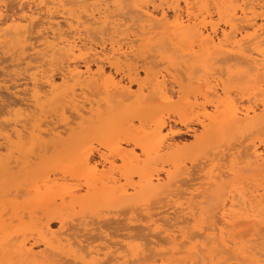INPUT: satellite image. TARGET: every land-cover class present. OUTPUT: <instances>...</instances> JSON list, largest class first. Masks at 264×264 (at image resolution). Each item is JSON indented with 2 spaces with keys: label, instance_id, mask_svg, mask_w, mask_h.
<instances>
[{
  "label": "bare ground",
  "instance_id": "1",
  "mask_svg": "<svg viewBox=\"0 0 264 264\" xmlns=\"http://www.w3.org/2000/svg\"><path fill=\"white\" fill-rule=\"evenodd\" d=\"M107 1L0 0V52L3 55L5 49L14 51L16 59L12 57V60L16 61L11 65L17 69L16 76L20 78L17 81H21L18 85L11 82V86L0 85V90L14 95L19 100V106L23 105L24 109L30 107L41 111L46 107H54L61 100L63 104L68 100L73 113V122H65V118L63 127L61 126L63 130H59V126L54 127L55 125L50 127V124L45 129L43 124H48L49 121L43 123L40 120L39 125L33 127L32 124L29 129L25 124L21 125L19 120L13 121L7 117L1 119L0 180L20 172L22 175L25 172L34 174L39 169L44 171L50 167L57 168L58 164L63 168L59 167L62 171L69 167L70 172L75 173L83 182V189L55 190L56 180H51L49 176L42 178L41 175L33 180L42 178L39 185L34 186L33 182L32 185H21L16 190V196L18 193L30 196V199L27 197L26 208L32 210L36 207L46 215L41 229L44 234L57 239L59 243L66 237H73L74 244L79 248L78 252L88 251L98 258L101 250L96 249V245L92 247V241H89L97 237L106 240L108 237V243L105 244L112 247L98 246L99 249L105 247L107 250V253L101 254L103 260L116 250L125 248L131 256L140 257V264H184L187 259H194V264H199L197 261L200 257L203 261L207 260L208 264L211 257L221 264H264V253L259 251L255 245L257 243L252 245L256 239L247 242L248 240H240L238 237V233L246 236L245 229L244 232H235L236 235L233 236V232L242 225L248 226L251 231L256 226L258 229L262 226V230L264 225V0ZM8 2H14L15 7L17 5L19 14L15 15L14 12V15L5 16ZM127 6L129 9L125 12ZM213 14L218 17V22L214 20ZM186 42L187 48L179 52V56L176 53L180 61L176 62L174 75L154 73L147 67V70L142 71L144 78L141 79L137 71L139 67L136 69L132 66L142 48H150L153 52L154 47L169 45L174 48ZM170 47L167 51L171 50ZM8 58L5 59L11 60ZM142 58L141 63L145 65ZM229 61L243 64V69L231 72L224 79L223 71L215 66ZM34 63L39 64L33 65ZM30 70L34 72L29 73ZM55 71L59 74L58 82ZM168 77L173 81L168 82ZM134 86L137 87L135 90ZM243 101L247 104L244 105ZM8 107L6 105L0 109V118L10 114L7 112ZM120 108L122 110L119 117V113L113 112ZM58 110L62 111L57 108L56 111ZM70 123L73 124L72 127H69ZM40 125L44 126V130ZM27 131L31 134L27 137L30 139L28 144L37 147L42 156L50 153L49 157L55 160L53 164L56 166L50 164L51 160L50 165L47 161L43 162L47 164V168L40 167L43 165H39L40 160L35 165L24 160L31 154L25 152V158V154H20L29 146L24 145V140H27L24 134L27 135ZM181 134H190L193 137L192 143L176 142L174 138ZM243 134L246 140L240 142ZM95 135L103 138L98 142V147L90 143ZM233 139L238 144L230 143ZM220 148L223 150L217 153ZM204 160L209 162L210 170L203 175L201 172H204ZM186 161L191 163L185 169L189 180L191 177L187 181L193 185H188L183 181L185 178H180V172L178 174L173 170L180 165L181 172L184 171L181 166ZM195 162L196 165H193ZM214 163H217L216 166ZM157 164H161V169H154ZM164 166L170 168L165 170ZM26 169L28 170L25 171ZM190 169L193 171L190 172ZM195 169L201 173L197 178H193L195 174L198 176ZM69 170L64 171L70 173L67 172ZM39 172L41 170L36 174ZM55 175L52 177L57 178ZM134 176L138 180L132 184ZM121 179L125 181L123 186H119ZM197 180L201 181L197 183ZM194 182L197 184L194 185ZM182 184H186L184 187L188 189L189 186L192 188L191 191L187 190L189 194L186 193L190 198L185 199L187 209H191V213H187L192 218L189 223L192 221L195 225L200 224L194 227L198 229L197 233L191 232L189 223L186 226V215L184 221L180 218V224L185 223V229L179 228L180 224L175 222L179 219L178 209L180 212L185 209L181 208L182 203L179 202L186 195V188L182 190ZM79 191H83V195ZM52 195L58 197L62 205L68 198L71 208L76 205L83 216L90 207L106 204L111 207L109 210L106 208V213L115 209L110 211L111 215L123 212L121 215L124 218L118 220L115 215H110V218H116H112L113 222L110 223L111 219L106 216L107 219H103V222L100 221L102 218L97 219L98 223L97 220L93 221L95 211L91 208L90 213L94 212L91 220L92 223L95 222L92 225L97 227L88 228L87 223H91V220H82V223L76 213L80 224L76 222L75 228L78 230H75L86 233L82 235L74 230L76 234L73 231V236L69 234L72 237L67 234L63 236L71 225L67 222L69 214L58 209L48 212L46 201ZM53 200L49 203L53 204ZM150 201L159 204L158 209L164 204L161 211L165 210L151 215V209L145 204ZM185 203L183 202L184 205ZM138 205L144 206L141 211L149 224L143 228L144 231L149 230L154 234L149 235H152L151 241L148 239L150 242L144 243V246L139 241L142 244L140 247L128 242L129 239H134V230L139 229L134 226L136 223L139 225L141 219L133 218V213L136 212L133 207ZM118 206L127 210L123 211L121 207L122 211L118 209L117 212ZM127 211L130 212L126 213ZM117 221L119 223H114ZM55 222L59 223L57 233L50 231V225ZM105 227L113 231L110 235L115 237V234L122 233L118 237L122 236L127 241L112 242L110 235L101 231ZM186 227L190 230L189 234L186 233ZM175 228L176 231H173ZM256 234L261 235L260 232ZM261 236L260 239H264ZM40 243L46 245L48 242L43 238L34 242L33 246ZM162 243L169 244L168 251L160 249ZM117 247L114 253L109 250ZM18 248L12 250L11 254L20 262L35 256L32 248ZM53 250L56 248L45 247L40 255ZM5 251L0 247V256ZM206 254L210 255L209 260L206 259L207 256L204 259ZM168 255L171 256L170 260ZM131 262L128 261L127 264Z\"/></svg>",
  "mask_w": 264,
  "mask_h": 264
},
{
  "label": "rangeland",
  "instance_id": "2",
  "mask_svg": "<svg viewBox=\"0 0 264 264\" xmlns=\"http://www.w3.org/2000/svg\"><path fill=\"white\" fill-rule=\"evenodd\" d=\"M107 2H110L109 0L107 1ZM182 3V2H181ZM182 5V4H181ZM13 7V8H12ZM15 7V3L13 2H8V5H7V7L5 8V16L7 17V15L8 16H10V15H14V12H15V15H17V14H19V8L17 7V5H16V7ZM112 7V6H111ZM18 8V9H17ZM127 9V10H126ZM126 9H125V12H127L128 11V9H129V7L127 6L126 7ZM17 11V12H16ZM131 11V10H130ZM132 12V11H131ZM128 13H130V12H128ZM213 17H214V20H217L216 22H218V17L217 16H215L214 14H213ZM220 24V27H222V22H220L219 23ZM34 37L35 35H31V37ZM104 38V37H103ZM119 39V38H118ZM186 44H187V42L185 43V44H179L178 46H176V47H170L169 45H164V46H162V48L161 47H154V49L155 50H153V52L150 50V48L149 49H146V50H144L143 48H142V50L140 49V47H138L137 48V50H139L140 49V51H141V53L139 54V53H137V54H139V55H137V56H139V57H135V61H136V63H132L133 65V68L135 67L136 69H138V67H139V70H137L138 72H139V76H140V78L141 79H143L144 78V72H142V71H144V69L145 70H147V67L149 68V70H151L152 72H154V73H161V74H169L170 76L171 75H174L175 74V71H174V68H176V62H179L180 60L177 58L179 55H180V53L179 52H181V51H184L185 50V48H187L186 47ZM167 46V47H166ZM185 46V47H184ZM168 47H170L171 48V50H168L167 51V49H169ZM153 48V47H152ZM151 48V49H152ZM183 48V49H182ZM9 50L10 49H5V51H4V53L6 54H3L2 55V53H1V55L2 56H0V63H2L3 62V64H0V68L2 69H0V85H1V87L2 86H11L12 84L14 85H18V84H20L21 83V81H17V80H20V78L19 77H17L16 76V74H17V69L15 70V67H14V65L12 66L11 64H14L15 63V61H13L12 60V57H14L13 59H16V56L14 55V51L13 50H11V52H9ZM144 50V51H143ZM176 50V51H175ZM142 51H143V53H142ZM151 51V52H150ZM156 51V52H155ZM175 51V52H174ZM178 51V52H177ZM146 52V53H145ZM11 53H12V55H11ZM153 53V54H152ZM174 53V54H173ZM176 53H178V56H177V54ZM147 54H149V55H147ZM9 55V56H8ZM170 55H171V57H170ZM7 56V57H6ZM11 56V57H10ZM149 56V57H148ZM151 56H153V57H151ZM175 56V57H174ZM9 57V58H8ZM143 57V58H142ZM5 58H8V59H11V60H9V61H7ZM141 58L143 59V61L145 62L144 64L145 65H143L141 62H142V60H141ZM171 58V59H170ZM176 58V59H175ZM7 61V62H5V60ZM138 59V60H137ZM176 61H175V60ZM3 60V61H2ZM141 60V61H140ZM11 61V62H10ZM135 61H133V62H135ZM140 61V63H138V62ZM175 61V62H174ZM5 62V63H4ZM10 62V63H9ZM13 62V63H12ZM7 63V64H6ZM17 63V62H16ZM147 63V64H146ZM149 63V64H148ZM175 63V64H174ZM220 63H222V62H220ZM220 63H218L217 64V66H215L216 67V69H218V70H221V72L223 71V78L225 79L226 77H227V75H229L231 72H235L236 70H241V69H243V64H238V63H236V62H234V61H229V63H225L224 64V62L222 63V67H221V64ZM35 64H39V63H34L33 65H35ZM151 64H153V65H151ZM224 64V65H223ZM232 64V66H230ZM10 66H12V67H10ZM5 67H10V68H5ZM231 67H233V69L231 68ZM143 68V69H142ZM9 71L10 69V72H7V70ZM125 69H127V68H125ZM153 69V70H152ZM177 69V68H176ZM5 70H6V72H5ZM170 70H171V72H170ZM172 70H173V72H172ZM16 71V72H15ZM201 71V70H200ZM31 72H34V70H30V72L29 73H31ZM140 72H141V74H140ZM6 73H8V74H6ZM5 74V75H4ZM13 74H15V75H13ZM21 74V73H20ZM55 78H56V81L58 82V80H59V74H58V72L57 71H55ZM2 75V76H1ZM8 75V76H7ZM9 75H11V76H9ZM226 75V76H225ZM16 76V77H15ZM58 76V77H57ZM8 78V79H7ZM11 78H12V80H11ZM1 79H3V80H1ZM167 79H169L168 80V82L169 81H173L172 80V78H170V77H168ZM12 84H11V83ZM135 87L136 86H134L133 87V89L135 90ZM20 89H22V87H19ZM137 88V87H136ZM77 89V88H76ZM78 90V89H77ZM14 92V91H13ZM78 93H80L79 92V90H78ZM78 93H75V95H78ZM2 94V95H1ZM5 97H4V96ZM8 96V97H7ZM14 95H12V94H10V93H7L6 91H4V90H0V109L2 108H4V106H6V105H9V107H8V109H7V112L9 111V113L10 114H8V115H4V116H2L1 118H0V120L1 119H3L4 117H7V119H12L13 121H15V120H19V123L22 125H24L25 124V126L27 127L28 126V128L30 129L31 127H32V124H33V127H34V125L35 126H37V125H39L40 123H39V121L41 120L43 123L44 122H47V121H49L48 122V124H46V123H44L43 125L45 126V129H47V127L46 126H49V124L51 125L50 127H52V125L54 126V127H58L59 126V130H63V122L65 121V118L67 119L65 122H73V113L71 112L72 110H71V107L70 106H72V105H68L70 102H68V100H67V102L65 103V101H64V104H63V102H62V100L60 101V102H58V104H56L54 107L52 106V107H50V108H48V107H46V108H43L41 111H40V109L38 110H36V108L34 109V108H28V109H24V107H23V105H21L20 104V106H19V100L16 98V97H14ZM97 98V97H96ZM99 98V99H98ZM97 99L98 100H100L101 98L100 97H98ZM89 99H91V98H89ZM93 99V98H92ZM97 99H95V100H97ZM15 100V101H14ZM17 100H18V102H17ZM78 100H79V98H78ZM80 101V100H79ZM9 102V103H8ZM245 101H243V104L244 105H246L247 103L245 102ZM11 103V104H10ZM63 104V105H62ZM66 104H67V106H66ZM100 104H101V102H100ZM13 105V106H12ZM65 105V106H64ZM15 106V107H14ZM22 107V108H21ZM65 107V108H64ZM67 107H70V109L69 108H67ZM13 108V109H12ZM51 108H53V109H51ZM57 108H59V109H62V111L61 110H58V112L56 111V109ZM35 112H34V111ZM45 110V111H44ZM65 110V111H64ZM68 112H67V111ZM120 110H122L121 108L120 109H117L116 111H114L113 113H119V117H120V114H121V111ZM33 113H32V112ZM38 111V112H37ZM51 111V112H50ZM60 111V112H59ZM70 111V112H69ZM119 111V112H118ZM27 112V113H26ZM64 112H65V115H64ZM46 113V114H45ZM71 113V114H70ZM39 114H40V116H39ZM52 114V115H51ZM71 115V117H70V115ZM29 116V117H28ZM25 117L26 118H28V119H25ZM43 117V118H42ZM18 118V119H17ZM55 120H54V119ZM24 119V120H23ZM30 119V120H29ZM32 119H34V121L32 120ZM39 119V120H38ZM71 119V120H70ZM35 120H37V121H35ZM44 120V121H43ZM57 120V121H56ZM21 121V122H20ZM25 121V122H24ZM52 121V122H51ZM26 122H28V123H26ZM65 124V123H64ZM70 126L69 127H72V125L73 124H69ZM44 126L42 127V125H40V127H41V129L42 130H44ZM62 126V127H61ZM31 131V130H30ZM30 131L28 132H26L27 133V135L26 134H24L25 135V138L27 139V140H24V145H27L28 143H29V141H30V139L29 138H27L28 136H30L31 134H29L30 133ZM114 135V134H113ZM98 136H100V135H98ZM97 135H95V136H93L94 138H91L90 139V143H92L93 144V146H95V147H98L97 146V144H98V142L100 141H102V137H98ZM245 137H246V135H245ZM29 139V140H28ZM244 139V134L242 135V138L241 139H239V141L240 142H242V140ZM94 140V141H93ZM174 140L176 141V142H178V143H185V144H190V143H192V141H193V137L192 136H190V134H181V135H179L178 137H175L174 138ZM244 140H246V139H244ZM244 140H243V142H244ZM27 141V142H26ZM185 141V142H184ZM233 141H235V142H233ZM238 141V142H239ZM26 142V143H25ZM187 142V143H186ZM237 143L236 142V139H233V140H231L230 141V143ZM238 144V143H237ZM29 145V146H28ZM26 147V149H25V151L24 150H22L23 152H21L20 154H22L21 156H23L24 154V158L27 156V154L26 153H28V155H29V158L28 157H26L24 160H29V161H31V162H29V161H27V162H29L31 165H35L37 162H40L39 163V165L40 164H42L43 162H46L47 161V163H48V165H50V164H53L54 163V161L53 160H51L52 159V157L50 158L49 156L51 155L50 153L49 154H47L46 156H42L41 154H39V152H40V150H38V149H36L37 147H33V146H31V144H28ZM234 145H236V144H234ZM244 145H246V142H245V144ZM32 147H33V149H32ZM24 148H25V146H24ZM30 150V151H29ZM219 150V151H218ZM217 150V153L218 152H220V150H223V148H220V149H218ZM260 150H263V149H260ZM26 152V153H25ZM137 153H139V151L137 150L136 151ZM5 154V152L3 151L2 152V154ZM36 153V154H35ZM214 153H216V151L214 152ZM224 153H225V151H224ZM3 154V155H4ZM32 157H33V159H32ZM37 157V158H36ZM39 157H40V159H39ZM22 158V157H21ZM50 158V159H49ZM36 159V160H35ZM42 159V160H41ZM49 159V160H48ZM40 160V161H39ZM50 160L52 161L51 163H50ZM19 161H21V160H19ZM200 161H202V160H200ZM200 161H198V162H200ZM188 162V163H187ZM203 162V161H202ZM204 162H206V160H204ZM50 163V164H49ZM186 163V164H185ZM184 164H183V166H181V168L183 167V169H184V171H182L181 172V170L182 169H180L179 167H180V165L178 166L177 165V168L176 169H174L173 168V170H174V172H177L178 174H179V172H180V178L183 180L184 178L186 179H184L183 181H186L187 183H188V181L187 180H189L188 179V177H187V175L185 174V172H186V170L188 169L187 167H190V165H191V163L189 162V161H186ZM196 163L197 162H195L193 165H196ZM207 164V165H206ZM209 162L207 161L206 163H205V165H204V172H201V173H203V175H204V173L206 172H209V170H210V167H209ZM217 164V163H216ZM216 164L214 163L213 165L214 166H216ZM184 165H186V166H184ZM53 166H56V164H53ZM58 166L60 167L61 165L60 164H58ZM206 166V167H205ZM209 168H208V167ZM41 168H43V167H46L47 168V164L45 165V163H43V165H41L40 166ZM39 167V168H40ZM50 167V166H49ZM59 167H53L52 169H51V167L50 168H47V170H45L44 169V171H42V169H39V170H41V172H39L38 174H36L39 170H37L36 171V173H34V174H32V173H23V175H22V173L20 172V173H18V174H15V175H10V176H8V177H6V178H4V179H2V180H0V247H2L4 250H6L5 252H4V254L3 255H1L0 256V262L2 263V264H103L104 262L105 263H107V261H109L108 259L110 258V261L108 262L109 264H127V262L128 261H132L130 264H137L138 262V264H140V262H141V259H140V257H134V256H131V254L130 253H128V252H126L124 249V251L122 250V248H120V249H118V247L117 248H113V249H109L110 251H112L111 253H114V250L115 249H118V250H116V252L114 253V254H109V255H107V256H109V257H107V258H105L104 260H103V257H102V253H107V250L105 249V247H104V249H101V247H103L104 245L105 246H109V247H112V245H106L105 243H108V242H106V240L108 241V237H107V239L106 240H104V238H98L97 236H95V237H97V239L95 238V239H93V240H96L95 242L93 241V240H90L89 242H91L90 244H91V246L92 247H95V245L97 246L96 247V249H98V250H101V254H100V256L102 257H96L95 255H94V253H89L88 251H80V252H78L79 251V248H78V246L76 245V244H74V240H73V232H74V230L76 229V230H78L77 228H75L76 227V224L78 223V225L80 224V221L82 222V220H84V221H88V222H90V220H91V217L93 216L92 214H94V212L93 213H90V211H91V208H93L94 209V211H95V214H94V219H93V217H92V219H93V221H96L97 219H101L100 221H104V220H106L108 217L110 218L111 216H116V218L118 219V220H120V219H122V218H124V215H121L122 213H120L119 211H118V209L119 210H121V207H122V210H123V206H118L117 208H116V211L117 212H119V213H113L114 215H111L112 213H110V211L112 212V211H115V209H113V208H115V207H112V209L113 210H110V211H108V213H110L109 214V216H108V213H106V211H107V209L106 208H108V210H109V208L111 209V207H108L106 204H101L102 206H105V207H101V205H95V206H93V207H90L89 208V210H87V211H85L86 213H83L85 216H83V215H81L80 214V212H82V211H79V210H81L80 208H78L76 205L74 206V208H71V206H72V204L71 203H69L70 202V200L67 198L63 203V205H62V201L58 198V197H54L53 195L49 198V200L51 199V200H53V204H51V203H49L50 201L49 200H47L46 202L48 203V204H46L47 205V210H48V212H50V211H55V210H59V211H64L65 213L67 212L68 214H69V217L67 218V222H68V224H71V225H69V227L70 228H72L73 226V229L72 230H70V228L67 230L66 228H65V230H67V231H65V235H63V236H66V234H67V236H71L72 238H70V237H66V241L68 240L69 242H67L66 243V241L65 240H63V241H61L60 243L57 241V239H52L51 237H50V235H47V234H44V232L41 230L42 229V226H43V224L45 223V217H46V215H44V214H42L41 213V211L39 210V209H36V207H33L32 208V210L31 209H29L28 207L26 208V206H27V202H26V200H28L27 199V197H29V199H30V196H25L24 195V193L22 194V195H18L17 194V196H16V190L17 189H19L20 187L19 186H23V185H25V186H27V185H29V183H30V185H32L31 183L33 182V180H34V178L35 177H41V175H42V178H45L46 176H49V178L51 179V178H53L54 180H56L58 183H56V181L54 182V184L56 185V187H55V190H57V188H58V190H62L61 188H63V190H79L80 188H82L83 189V182H81V179L79 180V178H78V176L75 174V173H73V172H70V168L69 167H67V169L66 168H64V170L66 171V170H69V171H67V172H70V173H65V171L63 170H60V168ZM167 167V168H166ZM186 167V168H185ZM35 167H33V169H34ZM170 167H168V166H164V169L166 170V169H169ZM191 168H192V166H191ZM202 168V167H201ZM61 169H63V168H61ZM154 169H161V164H159V166H158V164L157 165H155V167H154ZM186 169V170H185ZM194 169V168H193ZM197 169V168H196ZM196 169H195V171H196ZM28 169H26L25 171H27ZM49 170V171H48ZM172 170V168L170 169V171L172 172L173 171ZM72 171V170H71ZM191 171H193V170H191L190 169V172ZM63 172L65 173V174H63ZM176 173V174H177ZM193 173V172H192ZM192 173H190V174H192ZM195 173V172H194ZM193 173V174H194ZM196 173L198 174V176L195 174V175H193V176H195V177H193V178H197V177H199L200 176V172L198 173V171H196ZM28 174H30V175H28ZM37 175V176H34V175ZM40 174V175H39ZM56 174V175H55ZM25 175V176H24ZM31 175H32V177H31ZM57 176V178L56 177H52V176ZM63 175V176H62ZM74 175V176H73ZM162 177H163V174H160ZM202 175V176H203ZM28 176H29V178H28ZM39 177V178H40ZM62 177H63V179H65V180H63L62 179ZM246 177V176H245ZM41 178V179H42ZM179 178V179H180ZM201 178H203V177H201ZM32 179V180H31ZM41 179H39V180H41ZM36 180V179H35ZM39 180L37 179V181H34L33 182V185L35 186V184L36 185H39L38 183H39ZM52 180V179H51ZM59 180H61L60 182H59ZM63 180V181H62ZM137 180H138V178L137 177H133V179H132V181H131V183L133 184L134 182L136 183L137 182ZM190 180H191V177H190ZM189 180V181H190ZM79 181V182H78ZM201 180H199V182H200ZM75 182V183H74ZM77 182V183H76ZM197 183H199L198 182V180L196 181ZM196 182H194L195 184L194 185H196L197 183ZM80 183V184H79ZM249 184H252V182H248ZM247 182H246V184H248ZM256 183V182H255ZM41 184V183H40ZM74 184H77L78 186H75ZM125 184V181L123 180V179H121L120 180V183H119V186L120 185H124ZM190 184H192L193 185V183L191 182V183H188V185H190ZM249 184H248V186H249ZM258 184H260V183H258ZM70 185H71V187H70ZM183 185V184H182ZM184 185H186V184H184ZM184 185H183V189L182 190H184L185 188H186V186L184 187ZM187 185V186H188ZM21 186V187H22ZM54 186V185H53ZM181 190V192H183L184 193V191H182ZM187 190H189V191H191L192 190V188L190 189V186H189V189H188V187L185 189V194L187 193V194H189V191H187ZM56 192V191H55ZM81 192V194L83 195V191H79V193ZM183 195V197L180 199V203H182V206H181V208H185L184 209V211L183 212H180V209H178V212H179V214H178V216L177 217H179V219L180 218H182L183 219V221L186 219V217H185V215L187 216V213L189 212V214L191 213V209H187V206H188V203H187V199H189L190 198V196H188V195ZM24 195V196H23ZM16 196V197H15ZM56 196V195H55ZM3 197V198H2ZM53 198V199H52ZM185 198H187V199H185ZM185 199V200H184ZM183 202L185 203V205L183 204ZM50 204V207L48 208V205ZM55 204V205H54ZM69 204H71V206L69 205ZM151 210L149 211V213L151 214V213H153L154 215L155 214H159V213H161L162 211H164L165 209H163L162 211H161V207L164 205V204H161V207H159V209H158V206H160L159 204H157V203H155L154 201L153 202H151L150 201V203L149 202H146L145 203ZM23 205H25L24 207H23ZM36 205V203L34 204V206ZM158 205V206H157ZM101 207V208H100ZM144 206H141V207H139V205H138V207H133V209H134V211H136L135 212V214L133 213V218H138L139 220H140V222H138V224L140 225H137V223L135 224V228H136V226L139 228V229H141L142 231H144V229L147 227L146 226V224L147 225H149L148 224V222H147V219H146V217L144 216V214H143V208ZM60 208H62V209H60ZM95 208H98V209H95ZM88 209V208H87ZM136 209H138V210H136ZM141 209H142V211H141ZM96 210H97V212H96ZM99 210H100V212H99ZM121 210V211H122ZM127 210V209H126ZM126 210H123V211H126ZM102 211V212H101ZM142 214V215H140V213ZM35 212V213H34ZM38 212V213H37ZM63 212V213H64ZM87 212H88V215H90L89 217L90 218H88V215H87ZM92 212V211H91ZM99 212V213H98ZM130 212V211H129ZM128 211L126 212V213H129ZM155 212V213H154ZM158 212V213H157ZM64 213V214H65ZM76 213H78L79 214V217H77V215H76ZM103 213V214H102ZM137 213V214H136ZM183 215H182V214ZM67 214V215H68ZM71 214H72V216H71ZM98 214H99V216H98ZM100 214H102V215H100ZM117 214V215H116ZM118 214H120L119 216H118ZM153 214H151V215H153ZM73 215H75L74 217H73ZM87 215V216H86ZM97 215V216H96ZM111 215V216H110ZM139 215V216H138ZM180 215H182V217L180 216ZM83 216V217H82ZM101 216H103V217H101ZM106 216H107V218H106ZM121 216V217H120ZM123 216V217H122ZM173 216V214L171 215V218H173L172 217ZM80 220H78L77 218ZM84 217H86V218H84ZM96 217V218H95ZM99 217V218H98ZM105 217V218H104ZM185 217V218H184ZM74 218V219H73ZM108 218V219H109ZM113 218V217H112ZM110 218L109 220H110V223H111V221L113 222V219L115 218ZM115 218V219H116ZM187 220H186V226L188 225V223H189V219L191 218V216H187ZM78 221H77V220ZM104 219V220H103ZM178 219V220H179ZM109 220H107V221H109ZM123 220V219H122ZM121 220V221H122ZM175 221L176 223H178V224H180V221H181V223H182V220L180 219L179 221ZM190 220H192V218L190 219ZM215 220H217V219H215ZM99 220H97V222H98ZM105 222V223H108V222ZM116 221V220H115ZM77 222V223H76ZM101 222V223H102ZM173 223H174V220L172 221ZM83 223V222H82ZM85 223H87V222H85ZM93 223H95V222H93ZM92 223V220H91V223H87V225H88V228H96V227H93L94 225H92L93 224ZM99 223V222H98ZM97 223V224H98ZM114 223H119L118 221L117 222H114ZM141 223V224H140ZM75 224V225H74ZM77 225V226H78ZM145 225V226H144ZM182 225V226H181ZM196 225H200V224H196ZM195 224H193V222L191 221L190 223H189V226H188V228H190V230H192L191 232L193 233H197V231H198V229L197 228H194V227H197ZM85 226V224L84 225H82V227H84ZM143 226V227H142ZM169 226V225H168ZM184 226H185V223H184V225L183 224H180L179 225V228H184ZM68 227V226H67ZM193 229H192V228ZM257 227V226H256ZM255 227V229H254V231L252 230H250V228L248 227V226H241V227H239L237 230H235L234 232H233V236H235L236 234H235V232L236 233H238L240 230H241V232L245 229V232H244V235H246V236H243L242 235V233H238V237L240 238V240L242 239H245L247 242H252V240H254V239H256L255 240V242H253V244L252 245H254V243H257V244H255V245H257V247H258V249H259V251L261 252V253H264V241H262V240H264V239H260V236L261 235H263L264 234V225H263V229L261 230V228H262V226L258 229V228H256ZM81 228V227H80ZM80 228H79V230H80ZM144 228V229H143ZM167 228V227H166ZM187 228V227H186ZM188 228L185 230L186 231V233H188L189 234V231L190 230H188ZM58 229H59V223H52L51 225H50V231L51 232H56L57 233V231H58ZM106 227L105 228H103L101 231L103 232V231H106V233H105V235H107V233H108V235H110V234H112V232L113 231H111L110 229H106ZM137 229V228H136ZM134 230V232H135V234H133V236L135 235V237H137V238H135L134 237V239H129L128 240V242H130L131 243V245H133V246H136V247H140L142 244H143V246H144V243L145 244H147V243H149L150 241H151V236L152 235H154V234H152V233H150L149 232V230H145L144 232H143V234H142V231L140 230L139 231V229H137V230ZM172 229H174V228H172ZM176 229L177 228H175V230H173V231H176ZM185 229V228H184ZM250 231H249V230ZM258 229V230H257ZM75 230V232L76 233H79V234H81L82 232H77ZM110 230V231H109ZM194 230V231H193ZM248 230V232H246ZM73 231V232H72ZM74 232V234H76ZM111 232V233H110ZM133 232V231H132ZM252 233V234H249V233ZM258 232H260L261 233V235L260 234H256V233H258ZM43 233V234H42ZM86 232H83L82 233V235H84ZM95 233V232H94ZM140 233H141V235H140ZM245 233H247V234H245ZM69 234H71V235H69ZM95 234H97V232L95 233ZM119 234H122V233H118V234H115V237H114V235H110L109 237H110V239H111V241L112 242H116V240L117 241H119V242H121V241H127L126 239H124V237H118V236H120ZM150 234H152L151 236H149ZM242 236H241V235ZM98 235V234H97ZM107 235V236H108ZM148 236V238H147V236ZM249 235V236H248ZM253 236V237H250V236ZM112 236V237H111ZM117 236V237H116ZM142 236H143V238H142ZM47 237V238H46ZM58 237V239L60 238V236H57ZM160 237H163V236H160ZM255 237V238H254ZM262 238L264 237V235L263 236H261ZM44 238V240H45V242H48L46 245H44V244H42V243H40V244H38L37 246H33V244H34V242H36V241H38V240H41V239H43ZM63 239H64V237H62ZM115 238V239H114ZM142 238V239H141ZM145 238V239H144ZM147 238V239H146ZM238 238V239H239ZM259 238V239H258ZM100 239V240H99ZM102 239V240H101ZM137 239V240H136ZM148 239L150 240V241H148ZM252 239V240H251ZM114 240V241H113ZM146 240V241H145ZM240 240H237L238 242H240ZM244 240V241H245ZM251 240V241H250ZM142 243H140V242ZM243 241V242H244ZM245 241V242H246ZM104 242V243H103ZM118 242V243H119ZM259 242H260V244H259ZM262 242V243H261ZM117 243V242H116ZM164 244H166V243H164ZM263 244V245H262ZM167 245H169V244H166V245H163V243H162V245H161V247H160V249H162V251H168V249L170 248V246H167ZM22 247V250H24V249H30V248H32L33 249V253L35 254V256L34 257H30V258H28L27 260H24L25 262H20V261H18L17 260V257L16 256H14V255H12L11 254V252H12V250H14L16 247L18 248V247ZM98 246H101L100 247V249H99V247ZM146 246V245H145ZM261 246V247H260ZM20 247L18 248V249H20ZM45 247H52V248H56V250H53V251H51V252H48L46 255H40L41 254V252H43V250L45 249ZM24 248V249H23ZM78 249V250H77ZM58 254L57 256H54V254ZM149 254H150V252H148ZM51 254H52V256H51ZM149 254H147V255H149ZM37 255V256H36ZM72 255V256H71ZM129 255V256H128ZM111 256H112V259H111ZM206 256H207V258H206ZM208 256H210V255H208V254H206L205 255V257H204V259L206 258V259H208L209 260V258L210 257H208ZM120 257V258H119ZM168 259L170 260V257L171 256H169L168 255ZM139 258V261L137 260ZM74 259H77V260H74ZM106 259H107V261H106ZM129 259V260H128ZM212 259V261H210ZM96 260H97V262H96ZM114 262H113V261ZM134 260H137V261H134ZM189 260V261H188ZM194 260V259H193ZM192 259H187L186 260V263L187 264H194L195 262V260L193 261ZM210 260H209V264H221V263H219L218 261H217V259L215 260V259H213L212 257L210 258ZM215 260V261H214ZM17 261V262H16ZM134 261V262H133ZM188 261V262H187ZM192 261H193V263H192ZM196 261H197V259H196ZM101 262V263H100ZM136 262V263H135ZM197 262H199V264H208V261L206 260V261H203V258L201 259V257L200 258H198V261ZM207 262V263H206ZM104 263V264H105ZM107 263V264H108ZM158 263V262H157ZM160 263V262H159ZM186 263H184V264H186ZM129 264V263H128ZM141 264H144V263H141ZM165 264H167L166 262H165ZM169 264V263H168ZM198 264V263H197Z\"/></svg>",
  "mask_w": 264,
  "mask_h": 264
}]
</instances>
